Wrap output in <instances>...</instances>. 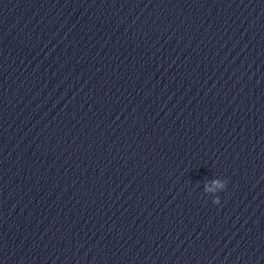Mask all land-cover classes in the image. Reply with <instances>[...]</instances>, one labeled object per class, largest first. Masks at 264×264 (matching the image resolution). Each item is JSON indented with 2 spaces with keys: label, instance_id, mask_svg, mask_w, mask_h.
<instances>
[{
  "label": "clouds",
  "instance_id": "1",
  "mask_svg": "<svg viewBox=\"0 0 264 264\" xmlns=\"http://www.w3.org/2000/svg\"><path fill=\"white\" fill-rule=\"evenodd\" d=\"M214 183H216L221 189H226V187H227V181H223V182H221V181H219V180H217V181H213ZM220 197L219 196H217V197H215L214 199H213V203L214 204H220Z\"/></svg>",
  "mask_w": 264,
  "mask_h": 264
}]
</instances>
